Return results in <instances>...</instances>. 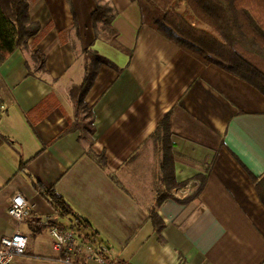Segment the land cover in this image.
I'll return each instance as SVG.
<instances>
[{
    "label": "crops",
    "instance_id": "obj_1",
    "mask_svg": "<svg viewBox=\"0 0 264 264\" xmlns=\"http://www.w3.org/2000/svg\"><path fill=\"white\" fill-rule=\"evenodd\" d=\"M100 3L114 11L121 50L101 40L104 26L91 21ZM29 14L45 34L0 66V238L15 229L7 213L15 195L31 207L22 233L34 220L55 217L21 171L26 163L24 172L54 186L88 222L110 264H264V206L251 180L264 177V97L157 34L130 0H32ZM86 50L110 64L99 66L85 94L91 137L63 134L72 120L69 89L83 79ZM36 51L45 58L40 77L28 75ZM41 104L43 116L30 125L27 114ZM165 116L175 180H206L188 206L161 203L164 228L157 233L148 212L159 157L149 137ZM88 151L104 155L105 171ZM194 188L190 182L177 190L183 198ZM49 260L65 264L54 254Z\"/></svg>",
    "mask_w": 264,
    "mask_h": 264
},
{
    "label": "trees",
    "instance_id": "obj_2",
    "mask_svg": "<svg viewBox=\"0 0 264 264\" xmlns=\"http://www.w3.org/2000/svg\"><path fill=\"white\" fill-rule=\"evenodd\" d=\"M32 0H0V66L16 51L26 50L28 40L31 46L38 43L46 30L32 22L29 14ZM138 5L142 21L157 34L176 47L197 59L204 65H214L239 81L251 86L264 97V0H130ZM114 11L109 4H99L91 13L93 24L104 26L101 40L121 50L117 41V32L111 21ZM33 68L28 75H44L45 58L36 51L31 56ZM84 74L80 84L69 89L72 102V120L63 133L80 131L86 137L94 132V116L91 108L84 102L85 94L91 87L97 70L105 59L86 50L83 55ZM42 104L27 114L30 125L43 116ZM37 115V117H34ZM169 117L165 116L149 137L159 157L155 206L149 210L148 219L153 230L159 233L164 224L157 215V208L167 199L188 206L203 189L206 178L195 176L191 180L178 183L174 176V160L170 142ZM88 158L101 170H106L103 154L86 152ZM26 163L20 166L32 189L50 207L54 219L30 222L31 235L48 232L51 228L59 231H72L75 236L95 247L102 241L91 229L88 222L79 216L59 195L54 186L45 187L29 173L24 172ZM108 177L119 186L115 177ZM253 186L260 202L264 206V177L251 176ZM192 182L195 188L185 197L174 198L173 192L183 189ZM28 254V252H25ZM75 264H85L78 260Z\"/></svg>",
    "mask_w": 264,
    "mask_h": 264
},
{
    "label": "built area",
    "instance_id": "obj_3",
    "mask_svg": "<svg viewBox=\"0 0 264 264\" xmlns=\"http://www.w3.org/2000/svg\"><path fill=\"white\" fill-rule=\"evenodd\" d=\"M184 193L176 190L173 192V197L181 198ZM7 213L16 226L10 236L0 238V264H23L28 237L19 227L31 216V207L22 196L15 195L11 199ZM48 235L52 239L54 260L58 263L75 264V261L81 259L85 263L110 264L108 251L104 246L95 247L82 241L70 230L59 231L51 228L48 230Z\"/></svg>",
    "mask_w": 264,
    "mask_h": 264
},
{
    "label": "rangeland",
    "instance_id": "obj_4",
    "mask_svg": "<svg viewBox=\"0 0 264 264\" xmlns=\"http://www.w3.org/2000/svg\"><path fill=\"white\" fill-rule=\"evenodd\" d=\"M24 233L30 235V249L28 250L27 246L26 252L28 254H25L22 262L24 264H54L49 260L50 256L53 255L49 235L45 231L36 236H31L28 231Z\"/></svg>",
    "mask_w": 264,
    "mask_h": 264
}]
</instances>
